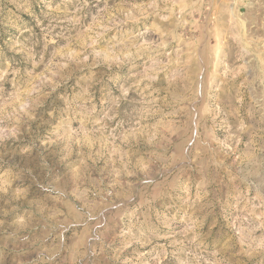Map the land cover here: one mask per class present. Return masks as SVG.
<instances>
[{
    "label": "rangeland",
    "instance_id": "rangeland-1",
    "mask_svg": "<svg viewBox=\"0 0 264 264\" xmlns=\"http://www.w3.org/2000/svg\"><path fill=\"white\" fill-rule=\"evenodd\" d=\"M0 264H264V0H0Z\"/></svg>",
    "mask_w": 264,
    "mask_h": 264
}]
</instances>
